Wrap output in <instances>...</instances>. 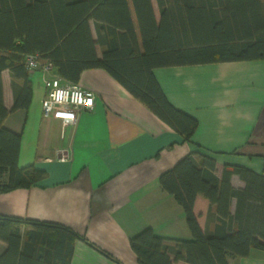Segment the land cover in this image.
I'll use <instances>...</instances> for the list:
<instances>
[{"label":"trees","instance_id":"trees-1","mask_svg":"<svg viewBox=\"0 0 264 264\" xmlns=\"http://www.w3.org/2000/svg\"><path fill=\"white\" fill-rule=\"evenodd\" d=\"M157 3L159 19L152 0H0V192L28 188L46 175L19 165L21 135L4 126L9 111L2 71L22 81L12 109L28 110L27 55L38 54L74 83L87 69H105L188 142L198 119L169 101L154 69L264 59V0ZM234 175L244 187L232 185ZM159 183L183 208L191 238L168 239L146 227L130 239L139 264H229L230 256L264 251V174L241 165L218 166L213 155L194 151L164 171ZM211 206L217 219L206 235ZM82 238L60 223L0 216V240L7 244L0 264H71L75 241Z\"/></svg>","mask_w":264,"mask_h":264},{"label":"crops","instance_id":"crops-1","mask_svg":"<svg viewBox=\"0 0 264 264\" xmlns=\"http://www.w3.org/2000/svg\"><path fill=\"white\" fill-rule=\"evenodd\" d=\"M154 75L169 101L198 119L191 142L103 68L81 74L78 83L96 98L73 123L43 116L40 70L30 71L28 110H13L14 90L22 81L3 70L9 111L4 126L21 135L19 165L46 175L28 188L0 192V216L60 223L77 232L83 238L75 241L71 264H139L130 239L144 228L168 239L191 238L183 208L159 183L188 153L205 152L218 166L264 174V59L158 67ZM231 183L244 187L236 175ZM216 217L211 206L206 235L213 233ZM6 249L0 240V255ZM228 263L264 264V251L230 256Z\"/></svg>","mask_w":264,"mask_h":264},{"label":"built area","instance_id":"built-area-1","mask_svg":"<svg viewBox=\"0 0 264 264\" xmlns=\"http://www.w3.org/2000/svg\"><path fill=\"white\" fill-rule=\"evenodd\" d=\"M26 67L29 71L40 70L43 73V116L73 123L81 112L93 108L96 98L93 91L57 75L54 67L48 62H42L38 54L26 56Z\"/></svg>","mask_w":264,"mask_h":264},{"label":"rangeland","instance_id":"rangeland-1","mask_svg":"<svg viewBox=\"0 0 264 264\" xmlns=\"http://www.w3.org/2000/svg\"><path fill=\"white\" fill-rule=\"evenodd\" d=\"M152 2L154 4L156 17H157V19H159L160 11H159V6H158V3H157V0H152ZM91 27H92V31L94 33V36H96L95 28H94V23L93 22H91ZM97 49H98V52H101V47L100 46H97Z\"/></svg>","mask_w":264,"mask_h":264}]
</instances>
